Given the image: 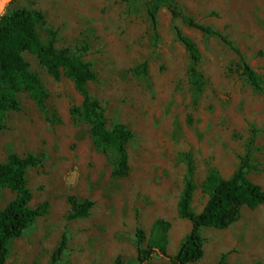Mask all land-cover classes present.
Returning a JSON list of instances; mask_svg holds the SVG:
<instances>
[{
  "label": "rangeland",
  "instance_id": "obj_1",
  "mask_svg": "<svg viewBox=\"0 0 264 264\" xmlns=\"http://www.w3.org/2000/svg\"><path fill=\"white\" fill-rule=\"evenodd\" d=\"M151 0H11L0 16L38 10L46 24L41 38L55 41L91 65L97 79L88 85L108 120L134 138L127 145L130 172L115 177L114 156L95 145L90 123L79 113L84 98L66 71L52 76L32 53H25L43 95L16 94L18 110L7 111L0 132V163L16 154L34 156L27 184L30 206L49 204L22 237L10 243L7 264H49L67 238L59 264H115L138 259L142 247L163 244L176 255L192 224L179 215V202L192 169V210L200 214L210 198V176L231 178L250 150L248 178L264 190V91L244 74L236 52L260 76L264 87V0H177L198 22L226 34L234 48L158 15V36L147 12ZM176 28L195 41L204 87L191 79L192 59ZM148 65L147 73L137 70ZM16 193L0 188V211ZM71 199L94 203L87 217L73 219ZM163 221L167 232L155 228ZM204 257L194 264H264V206L244 208L226 229L207 228ZM147 264H171L156 256Z\"/></svg>",
  "mask_w": 264,
  "mask_h": 264
},
{
  "label": "trees",
  "instance_id": "obj_2",
  "mask_svg": "<svg viewBox=\"0 0 264 264\" xmlns=\"http://www.w3.org/2000/svg\"><path fill=\"white\" fill-rule=\"evenodd\" d=\"M162 8H166L174 20H180L185 26L195 29L209 37L218 38L228 46L234 48L228 36L211 26L198 22L188 15L177 0H151L147 12L154 31L158 36V15ZM46 24L45 16L38 10L19 9L11 14L0 16V132L3 129V116L7 111L18 110L19 103L16 94L20 90L30 92L37 99H41L43 90L39 80L29 70V64L24 58L25 53L35 54L40 63L55 78H59L64 70L74 81L77 90L82 94L84 102L78 111L91 125V132L95 145L114 156L115 177H126L130 172L127 145L133 140V133L124 125L108 129V120L103 108L94 100L88 90L89 83L97 76L90 64L68 51H58L55 41L46 43L41 38V31ZM179 40L188 51L193 66L191 79L197 90L204 87V77L198 69L200 51L193 39L185 35L182 29L176 28ZM244 67L250 84L258 91H264L261 78L247 63L236 49ZM148 65H142L137 72L147 73ZM39 160L34 156L22 158L16 154L9 157L6 163H0V188H8L16 193V198L0 211V264H7L10 254V243L23 236L24 232L38 219L48 214L49 204L39 208L30 206L32 193L27 184L29 168L37 166ZM252 169L250 150L243 157L237 172L229 179L210 176L206 181V190L210 198L200 214L192 210L194 185L192 169L189 180L179 202V215L191 222V232L180 247L176 255H170L165 245L153 249L142 247L145 232L137 229L138 259L134 264H147L156 256L163 257L171 264H194L204 257L205 239L202 232L207 228L226 229L236 223L244 208L255 209L264 206L263 188L248 178ZM74 214L70 218H84L94 206L91 201L78 204L74 199L70 201ZM169 223L157 222L155 228L165 232L170 228ZM67 238L64 236L61 246L55 251L49 264H59L66 250ZM115 264L125 263L119 257ZM218 264H227L226 255L222 256Z\"/></svg>",
  "mask_w": 264,
  "mask_h": 264
},
{
  "label": "water",
  "instance_id": "obj_3",
  "mask_svg": "<svg viewBox=\"0 0 264 264\" xmlns=\"http://www.w3.org/2000/svg\"><path fill=\"white\" fill-rule=\"evenodd\" d=\"M11 0H3L2 5H1V12L3 13L5 11V6L10 3Z\"/></svg>",
  "mask_w": 264,
  "mask_h": 264
}]
</instances>
